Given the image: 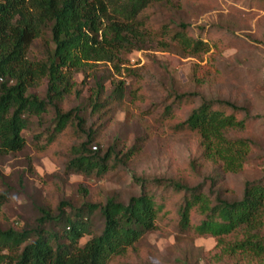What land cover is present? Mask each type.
<instances>
[{"label":"trees","instance_id":"16d2710c","mask_svg":"<svg viewBox=\"0 0 264 264\" xmlns=\"http://www.w3.org/2000/svg\"><path fill=\"white\" fill-rule=\"evenodd\" d=\"M170 2L0 0V155L23 151L31 117L53 112L52 125L34 134L33 146L43 154L70 135L63 175L103 179L127 166L152 139L153 125H147L146 135L133 143L116 140L107 145L108 128L117 112L127 110L128 87L125 79L114 76L110 91L103 67L111 64L117 75H125L122 54L148 43L183 57L210 51L209 42L192 35L185 22L153 24L150 9ZM37 42L39 57L31 55ZM193 79L195 91L175 94L161 111H145L156 113L155 122L166 123L173 133L198 137L188 174L134 176L135 190L127 198L109 196L77 208L72 216L61 212L54 219L43 208L36 229L0 225V264H111L136 252L149 232L166 226L214 237L218 256L264 264V178L246 181L240 196L229 195L230 188L220 178L242 172L257 145L242 134L252 119L250 109L228 98L203 95L199 89L206 80L196 69ZM42 85L47 88L44 97L32 93ZM73 95L82 101L68 106ZM131 95L132 100H142L138 87ZM196 103L185 118L174 121L179 107ZM7 201L8 192L0 189V215ZM85 207L90 212L100 209L101 232L84 219ZM48 220L64 221L62 233L45 228ZM85 236L91 238L81 244Z\"/></svg>","mask_w":264,"mask_h":264},{"label":"rangeland","instance_id":"374dc122","mask_svg":"<svg viewBox=\"0 0 264 264\" xmlns=\"http://www.w3.org/2000/svg\"><path fill=\"white\" fill-rule=\"evenodd\" d=\"M149 14L153 24L185 22L190 33L202 37L210 44V51L201 57H183L173 51H161L156 43L143 49L122 54L123 66L128 71L120 76L111 64L104 66L109 90L110 79L123 78L127 83V110H119L108 128L107 145L118 140L133 143L146 135L152 124L154 135L143 151L136 154L127 166L96 179L80 174L65 176V161L70 135H65L48 151L40 154L34 149L33 136L52 125L53 112L41 118L31 117L24 131L25 149L16 154L0 155V189L8 192V201L0 215L3 229H36L40 225L42 209L49 210L54 219L72 216L77 208L100 203L106 197L125 199L135 190L133 177L147 179L171 178L188 174V166L198 150V137L191 133H173L166 123H156L145 114L149 108L160 111L175 94L197 89L194 70L205 78L199 91L207 97L228 98L250 109L251 122L243 136H250L257 145L244 170L237 174H220L222 182L230 188L229 195L240 196L245 182L264 178V0H172L155 5ZM32 56H41V44L35 43ZM80 81L82 75L78 74ZM139 88L142 100H132V89ZM46 85L32 93L44 97ZM87 95V92H85ZM201 99H199L200 101ZM82 99L70 97L73 106ZM198 101V102H199ZM195 105H182L174 121L185 118ZM85 190L87 192H85ZM84 219L93 230L104 229V217L97 209H84ZM45 222L44 227L62 233L64 221ZM68 229V227H66ZM91 236L81 239L84 244ZM214 237L183 233L173 226L149 232L136 252L111 264H249L229 255L218 256Z\"/></svg>","mask_w":264,"mask_h":264}]
</instances>
